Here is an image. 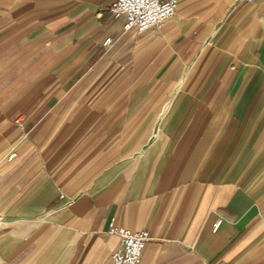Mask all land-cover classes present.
Here are the masks:
<instances>
[{"label": "crops", "instance_id": "crops-1", "mask_svg": "<svg viewBox=\"0 0 264 264\" xmlns=\"http://www.w3.org/2000/svg\"><path fill=\"white\" fill-rule=\"evenodd\" d=\"M116 1L0 0V264H264V0Z\"/></svg>", "mask_w": 264, "mask_h": 264}, {"label": "built area", "instance_id": "built-area-1", "mask_svg": "<svg viewBox=\"0 0 264 264\" xmlns=\"http://www.w3.org/2000/svg\"><path fill=\"white\" fill-rule=\"evenodd\" d=\"M254 2L256 0H248ZM180 0H117L110 11L115 19H124L125 30L143 33L161 28L177 14ZM10 157L9 160H11ZM109 234L120 238V248L113 254L114 264H141L143 253L151 240L148 231H132L111 223Z\"/></svg>", "mask_w": 264, "mask_h": 264}, {"label": "bare ground", "instance_id": "bare-ground-1", "mask_svg": "<svg viewBox=\"0 0 264 264\" xmlns=\"http://www.w3.org/2000/svg\"><path fill=\"white\" fill-rule=\"evenodd\" d=\"M167 22V21H166Z\"/></svg>", "mask_w": 264, "mask_h": 264}]
</instances>
